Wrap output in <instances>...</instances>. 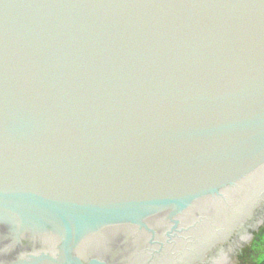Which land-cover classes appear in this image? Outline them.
Returning a JSON list of instances; mask_svg holds the SVG:
<instances>
[{
  "label": "water",
  "instance_id": "water-1",
  "mask_svg": "<svg viewBox=\"0 0 264 264\" xmlns=\"http://www.w3.org/2000/svg\"><path fill=\"white\" fill-rule=\"evenodd\" d=\"M263 218L264 0H0V264H248Z\"/></svg>",
  "mask_w": 264,
  "mask_h": 264
},
{
  "label": "rangeland",
  "instance_id": "rangeland-1",
  "mask_svg": "<svg viewBox=\"0 0 264 264\" xmlns=\"http://www.w3.org/2000/svg\"><path fill=\"white\" fill-rule=\"evenodd\" d=\"M248 264H259L264 260V218Z\"/></svg>",
  "mask_w": 264,
  "mask_h": 264
},
{
  "label": "flooded vegetation",
  "instance_id": "flooded-vegetation-1",
  "mask_svg": "<svg viewBox=\"0 0 264 264\" xmlns=\"http://www.w3.org/2000/svg\"><path fill=\"white\" fill-rule=\"evenodd\" d=\"M235 244H229L228 246H229V248H231L230 249V253H233V250L235 249V246H234ZM206 264H209V263H207L206 262ZM215 264H220L219 262H217V263H215Z\"/></svg>",
  "mask_w": 264,
  "mask_h": 264
},
{
  "label": "trees",
  "instance_id": "trees-1",
  "mask_svg": "<svg viewBox=\"0 0 264 264\" xmlns=\"http://www.w3.org/2000/svg\"><path fill=\"white\" fill-rule=\"evenodd\" d=\"M259 264H264V260H262Z\"/></svg>",
  "mask_w": 264,
  "mask_h": 264
},
{
  "label": "bare ground",
  "instance_id": "bare-ground-1",
  "mask_svg": "<svg viewBox=\"0 0 264 264\" xmlns=\"http://www.w3.org/2000/svg\"><path fill=\"white\" fill-rule=\"evenodd\" d=\"M254 250V249H253Z\"/></svg>",
  "mask_w": 264,
  "mask_h": 264
}]
</instances>
